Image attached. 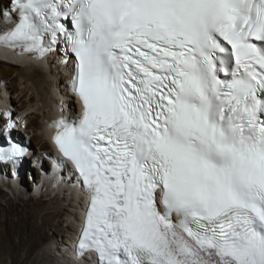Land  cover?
Here are the masks:
<instances>
[{
	"label": "snow or ice",
	"instance_id": "obj_1",
	"mask_svg": "<svg viewBox=\"0 0 264 264\" xmlns=\"http://www.w3.org/2000/svg\"><path fill=\"white\" fill-rule=\"evenodd\" d=\"M12 13L0 44L42 56L50 35L75 55L81 112L52 140L89 193L78 254L264 264V0H12Z\"/></svg>",
	"mask_w": 264,
	"mask_h": 264
},
{
	"label": "bare ground",
	"instance_id": "obj_2",
	"mask_svg": "<svg viewBox=\"0 0 264 264\" xmlns=\"http://www.w3.org/2000/svg\"><path fill=\"white\" fill-rule=\"evenodd\" d=\"M10 1L0 0V25L6 22L3 11L9 9ZM0 56L7 58V62L0 60V139L4 140L2 130L13 119L12 139L21 142L27 140L31 150H35L38 161L42 162L41 167H33L37 175L34 176L32 171L33 176L28 177L33 185L29 187L33 188L30 190L32 192L29 191L30 196L18 195L12 200L0 188V199L4 201V204L0 201V264H94V259L86 253L81 258L72 259L71 251L72 240L76 239L81 228L89 193L85 189L80 194L76 186L68 188L64 174L70 175L71 172L66 165L64 174L60 169L50 167L53 162L50 155L54 154L50 145V137L55 131L53 122L60 118L68 119L75 105L67 92V80L63 74L66 69L54 58L48 60L49 68L46 71L41 63H32L23 55H10L0 50ZM28 83L35 88L36 94H28ZM19 85L23 88L19 89ZM37 103L38 112L32 115L29 109ZM31 132L35 134L31 136ZM27 135L40 147L35 149ZM44 155L48 156L47 161ZM36 164L39 165V162ZM21 168L28 169V161L22 162ZM4 169L0 165V170ZM0 185L16 191L24 189L20 175L17 179L11 178L9 169L5 175L0 174ZM42 190L49 196L62 193L63 201L67 192L69 200H66L70 201L69 206L72 202L73 211L66 206L56 208L55 212L46 210L44 199H32V195ZM64 216H68V219ZM47 230L52 231L50 236L46 234ZM37 249L39 252L35 254Z\"/></svg>",
	"mask_w": 264,
	"mask_h": 264
},
{
	"label": "rangeland",
	"instance_id": "obj_3",
	"mask_svg": "<svg viewBox=\"0 0 264 264\" xmlns=\"http://www.w3.org/2000/svg\"><path fill=\"white\" fill-rule=\"evenodd\" d=\"M15 75V73L13 74V76ZM4 81H6L5 79H4ZM15 82H17L18 83V80L16 79V81ZM28 87L30 88V90L28 91V94L29 93H31V94H36V92H35V88H33V86L31 85V83H28ZM20 88H23V86H20L19 85V89ZM38 104L39 103H37V104H34L29 110L31 111L30 113L32 114V115H34V114H36V112H38L37 111V107H38ZM9 107H10V105H9ZM41 112H39V115L41 116V114H40ZM13 118H15V116L13 117ZM11 119V118H10ZM12 121H13V119H11ZM38 132H39V130H38ZM32 134L34 135L35 133H32L31 132V136H32ZM27 136H29L28 137V139H30V135H27ZM43 139V138H42ZM44 140V139H43ZM42 140V142H44ZM30 142H32V145L34 144V147H36L35 149H37V148H39L40 146L39 145H37V143L36 142H34L32 139H30ZM39 146V147H38ZM47 165V164H46ZM30 166V168H31V170L34 172V175H37V172H35V170L33 169V166L30 164L29 165ZM35 168V167H34ZM36 171H38V168H36ZM10 176H11V174H10ZM16 178V177H15ZM14 178V179H15ZM18 178V177H17ZM16 178V179H17ZM21 182H22V184H24V189H22L21 191H16V190H14V189H10V188H8L7 186H2V185H0V188H3L4 189V193H7V196L8 197H10V198H12V200L13 199H15V198H17V196L18 195H23V196H26V197H28V196H30L29 194V191L32 189L33 190V188H29L30 186H33L32 184H31V182L29 181V179H28V177L25 175L24 176V178L22 179L21 178ZM30 192H32V191H30ZM61 194V195H60ZM55 195H58V196H55ZM33 196V200H40V199H44V201L46 202L45 203V206L47 207L46 208V210H49V211H51V212H55V209L56 208H60V207H64V206H66V207H68V208H70V210H72L73 209V205H72V202H71V205L69 206L68 205V203H70V201L68 202L66 199H68L69 198V195H68V193L67 192H65L64 193V196H66L65 197V200L63 201L62 199H63V197H62V193H59V194H53L52 196H49V195H47V192H45L44 190H42V191H40V192H38L37 194L35 193L34 195H32ZM55 196V197H54ZM51 198H53V199H51ZM69 200V199H68ZM0 201H1V203L2 204H4V201H2L1 199H0ZM72 206V207H71ZM73 211V210H72ZM71 215V214H70ZM41 217V216H40ZM65 218H67L68 219V216H64ZM39 220V219H38ZM53 223L55 224L56 223V220L55 221H53ZM46 234H48V236H50L51 234H52V231L51 230H47L46 231ZM41 248V247H40ZM39 252V250L37 249V250H35V254H37ZM51 253H53V252H50V254Z\"/></svg>",
	"mask_w": 264,
	"mask_h": 264
},
{
	"label": "trees",
	"instance_id": "obj_4",
	"mask_svg": "<svg viewBox=\"0 0 264 264\" xmlns=\"http://www.w3.org/2000/svg\"><path fill=\"white\" fill-rule=\"evenodd\" d=\"M32 174H33V172H32Z\"/></svg>",
	"mask_w": 264,
	"mask_h": 264
}]
</instances>
